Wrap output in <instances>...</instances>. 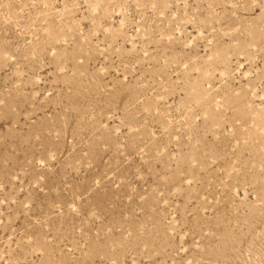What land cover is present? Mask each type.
<instances>
[{
	"label": "rangeland",
	"instance_id": "374dc122",
	"mask_svg": "<svg viewBox=\"0 0 264 264\" xmlns=\"http://www.w3.org/2000/svg\"><path fill=\"white\" fill-rule=\"evenodd\" d=\"M0 264H264V0H0Z\"/></svg>",
	"mask_w": 264,
	"mask_h": 264
}]
</instances>
